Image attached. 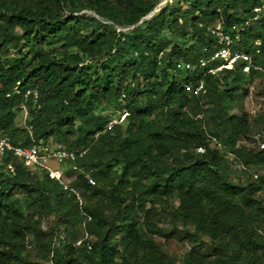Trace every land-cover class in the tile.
<instances>
[{
    "label": "trees",
    "instance_id": "16d2710c",
    "mask_svg": "<svg viewBox=\"0 0 264 264\" xmlns=\"http://www.w3.org/2000/svg\"><path fill=\"white\" fill-rule=\"evenodd\" d=\"M263 3L0 0V130L16 146L57 141L86 151L76 164L94 181L71 183L80 204L43 170L30 176L5 156L0 264H174L155 238L193 243L183 264H264V148L241 105L248 78L264 75V16L238 45L260 49L247 79L240 62L205 77V93L195 95L183 84L196 86L201 73L176 69L213 53L210 27L221 22L228 31ZM28 89L38 90L35 104L24 98ZM22 103L24 128L16 123ZM99 108L123 124L109 128L114 118ZM227 155L243 167V183L229 180ZM163 216L172 230L158 225ZM79 226L89 238L76 245Z\"/></svg>",
    "mask_w": 264,
    "mask_h": 264
},
{
    "label": "built area",
    "instance_id": "2783aa9c",
    "mask_svg": "<svg viewBox=\"0 0 264 264\" xmlns=\"http://www.w3.org/2000/svg\"><path fill=\"white\" fill-rule=\"evenodd\" d=\"M254 18L244 21L241 25H234L228 31L224 30L221 22H217L213 27L209 28L211 35L215 39L214 51L207 58L203 59L195 64L179 62L176 64V69L185 70L187 72L202 75L201 80L195 86L193 82L186 81L183 84V88L187 93H194L195 95L204 94V78L208 75L218 76L225 70L234 68L240 62L246 63V72H249V66L253 63L255 55L260 54V49L257 48L255 53L245 52L238 48L241 40V35L247 31L251 23L262 16H264V3L256 7L253 12ZM257 47L260 46V42L255 43ZM39 93L37 89H28L24 94L25 99H31L35 104L38 100ZM19 110L27 117V107L25 103L19 106ZM252 115H256V110H251ZM201 115H197L196 119H201ZM115 122H110L108 127H112ZM27 132L32 137V128L27 127ZM260 149L264 148V143H260ZM205 149L200 147L196 149L197 154H203ZM10 154L17 160L21 161L26 171L30 176H33L37 171L43 170L50 180L56 181L59 186L62 187L67 193H73L76 196L77 201L81 204L82 199L76 191H73L71 183L76 180L80 175H83L88 183L93 186L94 181L91 179L88 173L79 167L76 162L85 158L86 151L68 150L65 148L48 149L40 140L37 143L29 147H21L13 145L10 138L4 135V132L0 130V162L3 161L5 156ZM51 163H55L58 168H52ZM68 165V169L64 170L61 166ZM11 170V166H7ZM68 172L74 175L72 181L66 179ZM256 178V176H255ZM88 235L85 233L83 240L88 239ZM79 241L76 245H79ZM51 264V263H50Z\"/></svg>",
    "mask_w": 264,
    "mask_h": 264
},
{
    "label": "rangeland",
    "instance_id": "374dc122",
    "mask_svg": "<svg viewBox=\"0 0 264 264\" xmlns=\"http://www.w3.org/2000/svg\"><path fill=\"white\" fill-rule=\"evenodd\" d=\"M166 1L168 0H163V4ZM243 72L247 79L248 73L246 72V70H244ZM232 86L233 85H231L230 87ZM243 88L248 89V95L244 100H242L241 105L243 106V112L246 113L249 118L250 135L256 141V145H259L261 141L264 140V75L257 76L251 81L248 78L246 84L243 85ZM241 92H242L241 90H238L236 91V94L238 95ZM251 110H256L257 114L252 115ZM98 112L103 116H112L114 118L113 121L117 124H123L122 118L118 122H116L115 118H117V115L113 114V112L110 109L99 108ZM239 113H241V111L234 110L230 114H239ZM25 119L26 118L24 113L22 112L17 113L16 123L20 128L25 127ZM50 144H51L50 150L57 148H65L62 143H59L57 141H52ZM240 144H244V142L241 141ZM227 159L231 166L229 180L234 183H243L246 178V176L243 174V167L237 163H234L233 157L231 155H227ZM51 167L55 169L60 166H57L55 163H51ZM73 178L74 175L68 172L66 179L68 181H72ZM259 196L263 200V204H264V193H261ZM42 225L44 229L49 227L47 219L42 221ZM158 225L167 231L172 230V226L169 222L168 216L161 217V220L159 221ZM180 229L181 226L178 225L175 233H178L177 230ZM61 231H63V228H61ZM77 231L79 235V240L81 241L85 237V232L82 230L80 226L77 228ZM63 235L65 236V234H62L61 236ZM31 240L32 238L29 237V242ZM155 240L161 246L162 250L166 253V255L173 259L174 264H183V257L187 254V252L191 250V248L194 245L193 243H190L187 240L186 241H179L177 239L165 240L161 238H155ZM200 241L204 243L209 242L206 238H202ZM25 254H27L29 258H31L32 260L34 259L35 253L31 250L30 244L27 245V252Z\"/></svg>",
    "mask_w": 264,
    "mask_h": 264
}]
</instances>
